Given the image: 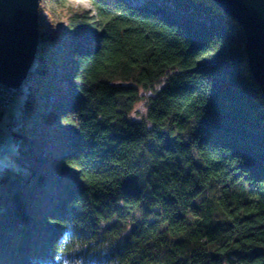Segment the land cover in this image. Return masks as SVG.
<instances>
[{
  "label": "trees",
  "instance_id": "trees-1",
  "mask_svg": "<svg viewBox=\"0 0 264 264\" xmlns=\"http://www.w3.org/2000/svg\"><path fill=\"white\" fill-rule=\"evenodd\" d=\"M90 1L39 21L0 264H264V95L242 27L213 0ZM169 71L133 120L132 82Z\"/></svg>",
  "mask_w": 264,
  "mask_h": 264
},
{
  "label": "water",
  "instance_id": "water-1",
  "mask_svg": "<svg viewBox=\"0 0 264 264\" xmlns=\"http://www.w3.org/2000/svg\"><path fill=\"white\" fill-rule=\"evenodd\" d=\"M213 1L242 27L248 67L264 95V0ZM38 24L39 0H0V83L20 87L26 79L38 48Z\"/></svg>",
  "mask_w": 264,
  "mask_h": 264
},
{
  "label": "rangeland",
  "instance_id": "rangeland-1",
  "mask_svg": "<svg viewBox=\"0 0 264 264\" xmlns=\"http://www.w3.org/2000/svg\"><path fill=\"white\" fill-rule=\"evenodd\" d=\"M65 1V0H64ZM64 1L62 0H39V21L45 23L52 22L54 24L64 20ZM113 3L114 0H107ZM68 3L77 7L87 9L91 14H95V7L90 0H68ZM39 27V24H38ZM39 29V28H38ZM169 71L162 76L157 82L144 85L132 82L138 91V97L130 111L133 120H144L147 116L148 101L155 95L164 85ZM22 98L13 100L7 109H0V168L4 166L17 167L18 163L14 159L16 152V141L12 138L11 132L7 128L10 122V114H17L20 109ZM75 264H86L85 260L78 259Z\"/></svg>",
  "mask_w": 264,
  "mask_h": 264
},
{
  "label": "built area",
  "instance_id": "built-area-1",
  "mask_svg": "<svg viewBox=\"0 0 264 264\" xmlns=\"http://www.w3.org/2000/svg\"><path fill=\"white\" fill-rule=\"evenodd\" d=\"M20 90L18 87L7 86L0 83V109H7L14 98H18ZM16 114H10V122L7 128L12 132L15 128Z\"/></svg>",
  "mask_w": 264,
  "mask_h": 264
},
{
  "label": "bare ground",
  "instance_id": "bare-ground-1",
  "mask_svg": "<svg viewBox=\"0 0 264 264\" xmlns=\"http://www.w3.org/2000/svg\"><path fill=\"white\" fill-rule=\"evenodd\" d=\"M127 1H129L131 4H137L138 2H141L142 0H138L137 2L135 1V0H127ZM3 84V83H2ZM5 85V84H4ZM21 87V86H20ZM20 87H18L19 88V90H20ZM19 96H20V94H19ZM19 98V97H18ZM18 98H14V100L15 99H18Z\"/></svg>",
  "mask_w": 264,
  "mask_h": 264
}]
</instances>
